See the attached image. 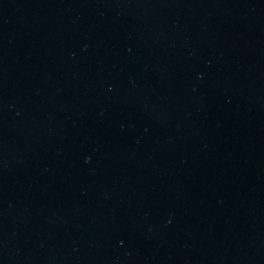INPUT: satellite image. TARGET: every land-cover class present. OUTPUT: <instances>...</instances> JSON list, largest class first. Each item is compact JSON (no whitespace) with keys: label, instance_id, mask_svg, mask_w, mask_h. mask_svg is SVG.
<instances>
[{"label":"water","instance_id":"obj_1","mask_svg":"<svg viewBox=\"0 0 264 264\" xmlns=\"http://www.w3.org/2000/svg\"><path fill=\"white\" fill-rule=\"evenodd\" d=\"M264 212V0H0V264H200Z\"/></svg>","mask_w":264,"mask_h":264}]
</instances>
